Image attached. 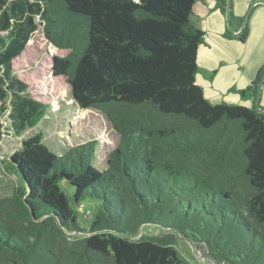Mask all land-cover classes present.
Returning <instances> with one entry per match:
<instances>
[{
	"label": "trees",
	"instance_id": "16d2710c",
	"mask_svg": "<svg viewBox=\"0 0 264 264\" xmlns=\"http://www.w3.org/2000/svg\"><path fill=\"white\" fill-rule=\"evenodd\" d=\"M196 1L0 0V98L9 97L15 133L46 108L11 75L41 24L66 52L53 57V75L118 135L104 169L94 164L96 141L58 155L40 132L21 140L9 162L21 183L0 197V264H193L179 237L224 264H264V112L212 103L196 83L205 42ZM215 1L224 35L244 41L245 17L232 0ZM263 73L242 98L257 100ZM87 198L98 207L83 227ZM144 224L165 232L139 235Z\"/></svg>",
	"mask_w": 264,
	"mask_h": 264
},
{
	"label": "rangeland",
	"instance_id": "374dc122",
	"mask_svg": "<svg viewBox=\"0 0 264 264\" xmlns=\"http://www.w3.org/2000/svg\"><path fill=\"white\" fill-rule=\"evenodd\" d=\"M36 22L39 23L38 18ZM65 53L45 38L42 25L39 24L24 51L12 62L11 75L26 85L24 93L46 108L35 125L16 134L9 118V97L0 98V197L10 195L21 183L18 172L10 167L9 162L14 151L20 147L21 140L26 137L42 133L43 142L58 155L76 145L96 141L94 164L100 169L107 166V155L118 142V135L112 130L106 117L95 108L78 105L72 97L66 78L53 75V57L63 56ZM197 66L199 71L201 66ZM63 188L72 194V187L66 184ZM97 207L96 200L87 198L83 201L77 214L81 226L88 227ZM87 211L89 214L84 215ZM162 232L165 230L152 224H144L139 228V235ZM177 248L193 264H224L211 258L204 245L182 237L177 240Z\"/></svg>",
	"mask_w": 264,
	"mask_h": 264
},
{
	"label": "crops",
	"instance_id": "0c3cea01",
	"mask_svg": "<svg viewBox=\"0 0 264 264\" xmlns=\"http://www.w3.org/2000/svg\"><path fill=\"white\" fill-rule=\"evenodd\" d=\"M215 0H199L193 5L192 18L205 32V42L197 51L196 83L212 103L225 101L264 109V73L257 85L258 98H242L239 90L253 86L264 68V0H232V11L245 17L247 35L244 41L226 37L227 17L216 7ZM233 31V30H232ZM235 34L239 33L233 31Z\"/></svg>",
	"mask_w": 264,
	"mask_h": 264
},
{
	"label": "water",
	"instance_id": "95a60500",
	"mask_svg": "<svg viewBox=\"0 0 264 264\" xmlns=\"http://www.w3.org/2000/svg\"><path fill=\"white\" fill-rule=\"evenodd\" d=\"M51 71H52V68H51ZM68 85H69V87H70V91H71V94H72V88H71L70 84H68ZM72 97H73V96H72ZM73 99H74V98H73ZM256 108H257L258 110L264 112V109H262L261 107H259L258 103H256Z\"/></svg>",
	"mask_w": 264,
	"mask_h": 264
}]
</instances>
